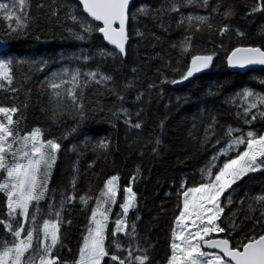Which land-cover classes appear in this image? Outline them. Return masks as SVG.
<instances>
[{
	"label": "snow or ice",
	"instance_id": "snow-or-ice-1",
	"mask_svg": "<svg viewBox=\"0 0 264 264\" xmlns=\"http://www.w3.org/2000/svg\"><path fill=\"white\" fill-rule=\"evenodd\" d=\"M38 29L76 46L15 52ZM221 52L241 79L197 90ZM97 117L113 135L90 128ZM117 154L135 157L129 183L96 184L97 162ZM169 156L202 162L164 193L175 196L165 264H264V0H0V264H158L152 231L166 209L145 218L133 184Z\"/></svg>",
	"mask_w": 264,
	"mask_h": 264
},
{
	"label": "trees",
	"instance_id": "trees-1",
	"mask_svg": "<svg viewBox=\"0 0 264 264\" xmlns=\"http://www.w3.org/2000/svg\"><path fill=\"white\" fill-rule=\"evenodd\" d=\"M236 23H243L242 21L237 20ZM251 30H255V27L252 26ZM41 33V40L36 41L34 39H29L26 41L14 42L13 48L15 52L22 54H43L47 56H56L62 52H66L70 49L75 48V43L71 40L63 39L59 33L56 31L55 37H53L51 32H46L41 29H38ZM205 46L207 45V39L201 41ZM143 53V49H141V54ZM224 52L220 53L218 59L220 63L216 66L214 71H210L207 75L201 74L203 76L202 81L197 82V90L203 85L214 84L217 81L229 80L234 83L241 79L236 76H229L230 70L227 69L223 57ZM137 56H133V60H136ZM154 72L155 69H152ZM243 80L249 84L250 86H255L254 81L250 76L243 77ZM187 83V82H186ZM231 86V85H230ZM169 90L166 92L168 96L181 95L182 92H177L175 90L170 89V86H165ZM184 85H177L176 89H184ZM226 111H230L225 106ZM193 112V106L186 105L180 112L173 113L172 121L175 126L183 127L184 117ZM41 113L38 109L32 108L29 110V121L34 122V117H41ZM101 117H97V122H93L90 125L92 130L99 131L100 135L111 136L113 135V130L110 128L109 124L100 122ZM222 121H232V117L230 115H222L220 117ZM116 138V137H113ZM119 138L121 140V147H123V133L121 131ZM73 142V138L69 137L68 141H65L69 147ZM71 157V153L69 154ZM90 159V157H89ZM116 162L113 164L111 161L108 163L97 162V169H103L101 173L100 180L96 182V184H102L103 179L109 175L114 173H119L121 176L120 185L123 188L127 183H129V177L133 173V160L135 157H129L127 161H124L120 158V155L117 154L115 158ZM202 162V157L197 156L194 159L188 160L183 164H175L174 156H169L167 158V163L163 165H157L152 173L151 179L139 181L133 184L134 191L138 193V200H142V215L145 218L149 216H155L157 212L160 211L161 205L166 209L160 217L156 224V227L153 228L152 231V239L157 243V250L155 253V258L158 264H165V257L168 253V236H169V222L172 217L173 210L175 208V196L173 195L171 198L165 197L164 193L170 190V182H178L179 179L184 175L191 176L195 171L197 166ZM59 165V161H58ZM83 166V161H82ZM66 175V173H65ZM158 175H164L167 177V180L160 184L156 185L155 180ZM91 179V177H89ZM83 182V178L82 181ZM253 189H259V184H254ZM115 212V209H114ZM73 228L72 231L68 235V246L72 249V254H75L77 249V241L79 239L80 231L83 229L84 217L81 213L74 212L73 213Z\"/></svg>",
	"mask_w": 264,
	"mask_h": 264
},
{
	"label": "water",
	"instance_id": "water-1",
	"mask_svg": "<svg viewBox=\"0 0 264 264\" xmlns=\"http://www.w3.org/2000/svg\"><path fill=\"white\" fill-rule=\"evenodd\" d=\"M230 70V69H229ZM231 71V70H230Z\"/></svg>",
	"mask_w": 264,
	"mask_h": 264
}]
</instances>
